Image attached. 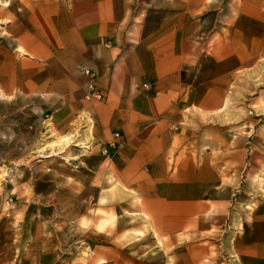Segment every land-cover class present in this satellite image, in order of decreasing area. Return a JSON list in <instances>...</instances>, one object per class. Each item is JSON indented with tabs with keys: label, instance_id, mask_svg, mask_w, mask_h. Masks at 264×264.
I'll return each instance as SVG.
<instances>
[{
	"label": "crops",
	"instance_id": "crops-1",
	"mask_svg": "<svg viewBox=\"0 0 264 264\" xmlns=\"http://www.w3.org/2000/svg\"><path fill=\"white\" fill-rule=\"evenodd\" d=\"M18 11L0 23V90L43 107L72 144V159L36 166L63 171L67 191L52 200L75 202L76 186L91 194L111 173L140 224L126 242L121 226L82 231L84 248L80 227L50 238L26 227L34 237L15 243L0 225V264H264V112L235 95L264 54V6L34 0ZM89 83L101 100L85 99Z\"/></svg>",
	"mask_w": 264,
	"mask_h": 264
},
{
	"label": "rangeland",
	"instance_id": "rangeland-1",
	"mask_svg": "<svg viewBox=\"0 0 264 264\" xmlns=\"http://www.w3.org/2000/svg\"><path fill=\"white\" fill-rule=\"evenodd\" d=\"M31 1L34 0H1L8 6H0V23H4L5 13L11 12L15 16L19 13L20 3ZM251 1L264 6V0ZM3 28L0 25V46L5 44L3 42L7 36ZM243 73H246L245 77H242ZM239 76L243 88H237L235 95L249 100L250 107L247 109L264 112V54L254 59L252 67ZM0 93V225L12 232L13 241L24 242L27 236L34 237L35 234L24 233L26 227L42 228L46 233L41 236L50 238L52 235L49 231L54 226L68 224L81 228L76 241L82 248L85 247L82 231L94 236L116 226L123 227L126 242L140 224L132 194L116 185L111 173H108V185L93 186L92 189L97 191L91 194H84L83 187L76 186L75 202L61 196L59 202L52 200V194L58 189L61 193L67 191L66 187L62 188L55 181L62 179L63 171H53L46 165L38 169L36 166L39 162L52 159H72L73 154L69 153L72 144L63 145L58 141L62 136L55 132L50 113H45L43 107L21 105L18 95L8 98L2 90ZM82 198H86V201ZM52 209L61 213L70 210L74 215L58 217L52 213ZM80 236L82 239H78ZM85 252L82 254L87 256L89 246H86Z\"/></svg>",
	"mask_w": 264,
	"mask_h": 264
},
{
	"label": "built area",
	"instance_id": "built-area-1",
	"mask_svg": "<svg viewBox=\"0 0 264 264\" xmlns=\"http://www.w3.org/2000/svg\"><path fill=\"white\" fill-rule=\"evenodd\" d=\"M83 72L86 76L92 77V74L89 71H83ZM143 88H146V86L144 85ZM85 99L89 101L90 100H95V101L101 100L100 92L96 89V87L92 83H89V85L87 86V94L85 96ZM115 139H118V135H115ZM108 148L114 149L115 148L114 143L109 144Z\"/></svg>",
	"mask_w": 264,
	"mask_h": 264
},
{
	"label": "bare ground",
	"instance_id": "bare-ground-1",
	"mask_svg": "<svg viewBox=\"0 0 264 264\" xmlns=\"http://www.w3.org/2000/svg\"><path fill=\"white\" fill-rule=\"evenodd\" d=\"M8 4L7 3H3V2H1V0H0V6H2V7H6ZM58 141H61L62 142V144L64 145V144H69L70 143V140H69V138H67V137H63V138H61L60 140H58ZM54 153V152H53ZM58 153V152H57ZM44 156V155H43ZM45 157V156H44Z\"/></svg>",
	"mask_w": 264,
	"mask_h": 264
}]
</instances>
